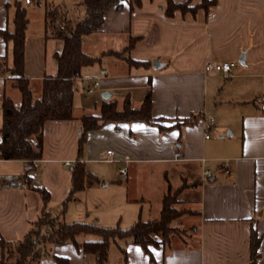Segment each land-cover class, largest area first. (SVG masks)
Returning a JSON list of instances; mask_svg holds the SVG:
<instances>
[{
    "label": "crops",
    "instance_id": "1",
    "mask_svg": "<svg viewBox=\"0 0 264 264\" xmlns=\"http://www.w3.org/2000/svg\"><path fill=\"white\" fill-rule=\"evenodd\" d=\"M79 2L0 0V30L14 29L17 5L25 10L23 71L35 95L42 78L56 74L55 56L63 48L61 39L46 35L45 9L57 6L80 18L84 11ZM189 2L194 6L201 0ZM132 5L133 0H124L120 7L108 5L101 27L81 39L82 51L97 57L80 74L99 77V87L89 93H100L97 105L75 103L73 94L72 118L45 121L41 158L28 172L29 183L22 176L27 161L0 159V237L22 239L43 207L61 213L66 222L126 228L142 219L145 203L148 218L142 220L158 218L163 195L176 191L174 207L183 213L170 222L174 230L169 238L146 249L111 242L105 264H249L251 234L255 264H264V0H213L206 8L176 9L171 16L165 13V0ZM11 49V40L0 33V126L3 97H11L16 105L21 98L5 69L12 64ZM124 56L141 63L129 64ZM207 61L235 64L224 75L205 72ZM78 81L84 90L88 82ZM149 81L152 119L106 121L87 132L110 134L109 140H94L98 156L84 149L80 156L87 171L81 192L99 183L98 171L89 164L106 163L101 160L106 150L113 152L117 173L123 157H129L126 178L119 173L103 176L104 185L125 179L123 193L99 207L72 202L80 193L71 195L70 168L78 158L81 116L98 115L103 100H115L117 108L125 100L132 108L140 107ZM103 92L109 96L103 98ZM207 130L213 136L205 137ZM174 168L179 170L175 181ZM204 170L210 174L204 176ZM33 186L47 191L46 203ZM56 257L68 264H97L94 254L71 242L47 244L38 264H59Z\"/></svg>",
    "mask_w": 264,
    "mask_h": 264
},
{
    "label": "trees",
    "instance_id": "2",
    "mask_svg": "<svg viewBox=\"0 0 264 264\" xmlns=\"http://www.w3.org/2000/svg\"><path fill=\"white\" fill-rule=\"evenodd\" d=\"M188 0H165L164 10L167 16L173 11L194 12L198 7L206 8L213 0L203 4L189 6ZM124 0H80L84 15L80 18L69 16L57 6L45 9L46 35L63 41L61 52L55 56L57 63L56 74L42 78L39 93L33 94L29 79L23 71L24 37L27 17L24 8L17 5L13 17L14 29L0 30L6 40L12 42V64L5 68L13 76L12 86L20 93V103L16 105L9 96H4L1 104L2 124L0 126V159H21L27 161L23 173V180L29 183L28 172L34 162L41 158L43 125L49 119H70L73 111V94L76 89V79L84 66L92 64L97 57L87 55L82 51L81 39L84 35L97 31L102 23L104 11L110 4L120 7ZM132 7L138 6L140 0H133ZM128 47V46H127ZM114 53V52H112ZM120 54V53H114ZM124 59L129 64H140L128 56ZM151 89L150 81L144 94L142 104L132 108L125 100L121 108H117L115 100H103L98 115L83 114L81 116V132L78 138V158L70 168L72 189L81 192L85 186L87 171L81 160L83 145L87 132L99 128L108 120L150 121L151 118ZM39 191L44 203L48 200V193L44 188L33 186ZM177 195V193H175ZM167 191L162 197L160 216L152 220L138 218L130 226L121 228L118 225L103 227L83 221L66 222L61 213H51L43 207L38 217L31 222L30 227L22 239L15 242L5 241L0 237L1 264H38L39 259L46 253L47 244L71 242L85 253L94 254L97 264H105L108 256L109 244L122 240L141 245L144 249L148 244L166 241L174 228L170 222L181 213L174 207L176 202ZM70 197V196H69ZM251 234V253L249 264H255V238ZM90 237V238H88ZM93 237V238H92ZM124 250V249H122ZM59 264H68L67 259L56 257Z\"/></svg>",
    "mask_w": 264,
    "mask_h": 264
},
{
    "label": "rangeland",
    "instance_id": "3",
    "mask_svg": "<svg viewBox=\"0 0 264 264\" xmlns=\"http://www.w3.org/2000/svg\"><path fill=\"white\" fill-rule=\"evenodd\" d=\"M208 1L209 0H201V2H199V3L203 4V3H206ZM187 4L189 6H193L190 4L189 0L187 1ZM74 95H75V97H74L75 103H77V102L89 103L88 105L93 107V105H92L93 101H95L96 105H97L100 93H98V91H96L94 94L85 93L83 90V87H82V82L78 81V82H76V90H75ZM93 134H94L95 138L92 137ZM207 134H208V136H213L212 131H210V130H207ZM98 139H103L105 141L109 140L110 134L105 132V131L103 132L101 130H96V131L92 132L90 135L87 134V138H86V141L83 145V149L87 150V152H88V150H90L89 152H90V155L92 157L98 156V149H97L98 147L94 145V140L96 142H98ZM153 165H155V164H153ZM89 166L92 169L95 168L98 171L97 174L96 173L95 174L97 175V177L100 178V181H99V183L96 182L95 186H90L89 189H86L85 191L78 193L79 198L77 200L72 201V202H78L80 204L82 202H88L89 207H99V204L101 202L106 204V203L117 201V199L123 193V189H124V185H125V179H123L122 182H120V183H117L116 181L111 182L108 185H104V183H103V181H106L107 177L108 178L116 177V173H117L116 163L115 162H109V163L106 162L105 163L102 161H93V162H91V164H89ZM174 169H175V172L171 177H173V180L175 181L177 179L176 176H177L179 170L177 168H174ZM103 176H105L106 178ZM175 193H176V191H169V194H170L169 196H171L173 198V200H175V197H177V195ZM139 207L140 206L138 204V208ZM140 210H141V218L147 219L148 218V215H147L148 209H147L146 203H145V205H143V207ZM151 212L153 214L154 210H152ZM156 216H158V215H156ZM156 216H153V217H156ZM130 224H131L130 222H127V224H124V225L128 226ZM120 225L124 226L123 223H121V222H120ZM88 238H90V237H88Z\"/></svg>",
    "mask_w": 264,
    "mask_h": 264
},
{
    "label": "built area",
    "instance_id": "4",
    "mask_svg": "<svg viewBox=\"0 0 264 264\" xmlns=\"http://www.w3.org/2000/svg\"><path fill=\"white\" fill-rule=\"evenodd\" d=\"M31 0H25L26 3H29ZM234 62L233 61H221V62H213V61H207L204 64V71L205 72H222L224 75H229L232 71V68L234 66ZM80 80H85L88 82V85L85 87L84 91L87 93H92L96 88L99 87L100 85V79L98 76H89V75H81L80 77H78ZM209 123L212 124L213 123V119L210 118L209 119ZM205 137H208V134H205ZM112 150L108 149L106 150V155L105 157H103L101 160L106 161V162H111L113 160H115L112 157ZM178 157V153H175L174 158ZM123 164L122 166H120L118 168V173L119 176L121 178H126L127 177V173H128V162H130L129 157L124 156L123 159ZM67 164H70V161H66ZM222 166L224 167L225 171L228 172V168H227V164L225 161L222 162ZM204 176L209 175L210 172L209 170H204L203 171ZM0 187H1V183H0Z\"/></svg>",
    "mask_w": 264,
    "mask_h": 264
},
{
    "label": "water",
    "instance_id": "5",
    "mask_svg": "<svg viewBox=\"0 0 264 264\" xmlns=\"http://www.w3.org/2000/svg\"><path fill=\"white\" fill-rule=\"evenodd\" d=\"M242 57V56H241ZM243 58H240L239 59V62H241V60H242ZM102 96H103V98H107L108 96H109V93L108 92H103L102 93Z\"/></svg>",
    "mask_w": 264,
    "mask_h": 264
}]
</instances>
